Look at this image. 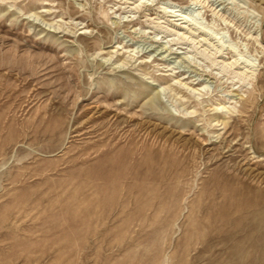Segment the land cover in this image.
<instances>
[{"label":"rangeland","instance_id":"rangeland-1","mask_svg":"<svg viewBox=\"0 0 264 264\" xmlns=\"http://www.w3.org/2000/svg\"><path fill=\"white\" fill-rule=\"evenodd\" d=\"M0 264H264V0H0Z\"/></svg>","mask_w":264,"mask_h":264},{"label":"bare ground","instance_id":"bare-ground-1","mask_svg":"<svg viewBox=\"0 0 264 264\" xmlns=\"http://www.w3.org/2000/svg\"><path fill=\"white\" fill-rule=\"evenodd\" d=\"M217 121V123H219L220 121L219 120H216Z\"/></svg>","mask_w":264,"mask_h":264}]
</instances>
